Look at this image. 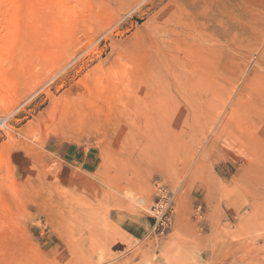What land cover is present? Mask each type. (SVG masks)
I'll list each match as a JSON object with an SVG mask.
<instances>
[{"label":"rangeland","instance_id":"obj_1","mask_svg":"<svg viewBox=\"0 0 264 264\" xmlns=\"http://www.w3.org/2000/svg\"><path fill=\"white\" fill-rule=\"evenodd\" d=\"M14 9L0 28V264H264V0Z\"/></svg>","mask_w":264,"mask_h":264},{"label":"built area","instance_id":"obj_2","mask_svg":"<svg viewBox=\"0 0 264 264\" xmlns=\"http://www.w3.org/2000/svg\"><path fill=\"white\" fill-rule=\"evenodd\" d=\"M170 207L168 194L162 189L157 190V200L152 207L154 213V229L163 232L167 229L170 220Z\"/></svg>","mask_w":264,"mask_h":264},{"label":"bare ground","instance_id":"obj_3","mask_svg":"<svg viewBox=\"0 0 264 264\" xmlns=\"http://www.w3.org/2000/svg\"><path fill=\"white\" fill-rule=\"evenodd\" d=\"M14 0H0V13H2L4 15V23H2L0 25V28L1 29H9L10 28V23L12 21V16H13V13H14ZM0 29V30H1ZM5 31V30H3ZM4 76V75H3ZM5 80V79H3ZM207 191V190H206ZM208 193V191L206 192V194ZM197 214V213H196ZM84 227V226H83ZM87 232V231H86ZM86 234H82L80 232V234H78L76 237H75V241L72 243H74L73 245V248L74 250L73 251H81L84 247V245L86 244L87 242V239H89L88 237L85 236ZM91 236V235H89ZM92 237V236H91ZM90 237V238H91ZM92 240V239H91ZM90 242V241H88ZM92 244V243H91ZM71 245V244H70ZM105 259V258H104Z\"/></svg>","mask_w":264,"mask_h":264}]
</instances>
